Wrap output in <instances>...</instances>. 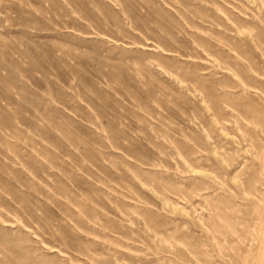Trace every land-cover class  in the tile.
<instances>
[{"label":"rangeland","instance_id":"1","mask_svg":"<svg viewBox=\"0 0 264 264\" xmlns=\"http://www.w3.org/2000/svg\"><path fill=\"white\" fill-rule=\"evenodd\" d=\"M0 264H264V0H0Z\"/></svg>","mask_w":264,"mask_h":264}]
</instances>
